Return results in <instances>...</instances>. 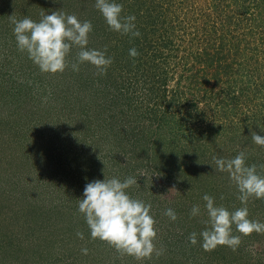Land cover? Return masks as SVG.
<instances>
[{"label":"rangeland","instance_id":"rangeland-1","mask_svg":"<svg viewBox=\"0 0 264 264\" xmlns=\"http://www.w3.org/2000/svg\"><path fill=\"white\" fill-rule=\"evenodd\" d=\"M116 2L143 28L133 37L101 22L89 34L87 47H106L113 60L99 76L89 63L41 73L18 51L9 21L31 18L35 0H0V264H264V234L243 236L233 225L236 251H205L199 235L205 194L229 211L242 207L212 157L244 151L246 164H264V147L251 137L264 136V0ZM129 176L139 186L127 193L152 205L158 258L137 261L92 239L78 211L87 183ZM193 205L201 215H190ZM247 207L264 222V199Z\"/></svg>","mask_w":264,"mask_h":264},{"label":"clouds","instance_id":"clouds-1","mask_svg":"<svg viewBox=\"0 0 264 264\" xmlns=\"http://www.w3.org/2000/svg\"><path fill=\"white\" fill-rule=\"evenodd\" d=\"M95 7L111 31L140 36L134 23L135 16L122 15L123 5L116 0H95ZM9 21L14 25L13 34L18 51L26 53L41 73L55 75L63 73L69 66L72 71L79 72L81 64L89 63L96 68V75L103 76L113 63L112 58L106 55V47L103 50L87 47L93 25L87 20L81 22L75 14L42 12L39 22L28 17L18 20L11 15ZM74 47L78 51L75 60L70 61L68 57ZM129 55L135 58L139 52L132 48ZM47 100V96L43 98L44 103ZM251 137L256 145L264 147V136L253 132ZM212 159L216 171L228 173L230 182L239 193L237 199L242 207L229 211L223 205L217 206L214 197L205 194L202 198L206 202L208 219L203 221L207 227L199 234L203 239L202 247L205 251H212L217 246H227L236 251L241 237L233 235V225L243 236L254 232L264 234V222L250 219L247 207L250 199H264V164H246L244 151L231 159L217 156ZM134 185L139 186L137 178L132 176L123 181L113 177L89 182L84 187L83 198L79 199L78 211L83 214L92 239L106 242L121 255L132 256L137 261L151 259L153 255L158 258L163 255L164 249H158L155 243L157 229L156 221L150 214L152 205L127 193L126 190ZM164 215L171 221L178 219L171 208L166 209ZM190 215H201L200 206L193 205ZM77 237L84 239L82 232H77ZM188 240L195 246L198 243L197 233H190ZM81 252L87 255L88 249L82 248Z\"/></svg>","mask_w":264,"mask_h":264},{"label":"trees","instance_id":"trees-1","mask_svg":"<svg viewBox=\"0 0 264 264\" xmlns=\"http://www.w3.org/2000/svg\"><path fill=\"white\" fill-rule=\"evenodd\" d=\"M94 4H95V0H88V3L80 5L79 7L76 4L73 6L72 3L69 7H67L68 0H35V10L34 12L30 10L31 12L29 13L28 16L31 17V19L36 22H39V20L41 19L42 12L46 14H51L53 11H63L67 14H75L77 16L78 13H80L82 10H85L86 5H88V9L93 10L92 7H94ZM91 13L92 14H87L85 11L83 16L80 15V21L81 22L85 20L90 21L93 25V31L91 32V34L92 33L98 34L97 30L105 28V26L102 27L101 22H105L106 24V21L102 16V14L97 9L95 14L94 12ZM142 28H143L142 26L140 28L136 27V30L140 32ZM66 87L68 88V85H66ZM63 101H65L63 106L67 105V101L70 102V100L66 96L65 99H63Z\"/></svg>","mask_w":264,"mask_h":264}]
</instances>
